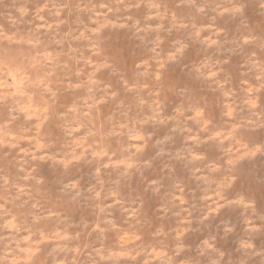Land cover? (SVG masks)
Here are the masks:
<instances>
[{
  "label": "rangeland",
  "instance_id": "374dc122",
  "mask_svg": "<svg viewBox=\"0 0 264 264\" xmlns=\"http://www.w3.org/2000/svg\"><path fill=\"white\" fill-rule=\"evenodd\" d=\"M0 264H264V0H0Z\"/></svg>",
  "mask_w": 264,
  "mask_h": 264
}]
</instances>
